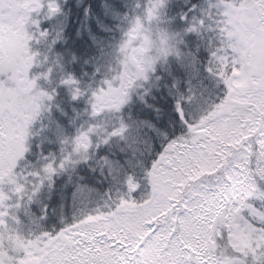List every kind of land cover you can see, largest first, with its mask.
I'll return each instance as SVG.
<instances>
[{
    "label": "snow or ice",
    "instance_id": "6c2138e0",
    "mask_svg": "<svg viewBox=\"0 0 264 264\" xmlns=\"http://www.w3.org/2000/svg\"><path fill=\"white\" fill-rule=\"evenodd\" d=\"M0 264H264V0H0Z\"/></svg>",
    "mask_w": 264,
    "mask_h": 264
}]
</instances>
